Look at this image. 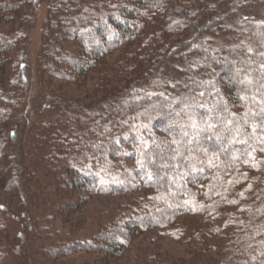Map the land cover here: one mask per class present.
<instances>
[{"label": "trees", "instance_id": "obj_1", "mask_svg": "<svg viewBox=\"0 0 264 264\" xmlns=\"http://www.w3.org/2000/svg\"><path fill=\"white\" fill-rule=\"evenodd\" d=\"M263 12L264 0H0V184L18 197L0 205V264H118L133 250L153 264L167 240L189 251L178 264H264V144L230 143L218 125L247 111L237 69L264 62ZM90 79L104 95L89 106L54 93ZM221 101L228 113L207 111ZM186 113L197 127L181 136ZM97 197L121 203L92 231L68 229Z\"/></svg>", "mask_w": 264, "mask_h": 264}, {"label": "rangeland", "instance_id": "obj_2", "mask_svg": "<svg viewBox=\"0 0 264 264\" xmlns=\"http://www.w3.org/2000/svg\"><path fill=\"white\" fill-rule=\"evenodd\" d=\"M264 13V12H263ZM259 13L258 15H254L253 21L254 22H263L264 21V14ZM47 14V8L44 4H41L38 7V15H37V21L34 26V29L31 32L30 40L31 45L29 48L28 56L30 61V67H29V88H30V101L33 100L34 96L39 93L40 85H39V78H38V68H37V56L38 53L41 50L42 45V37H43V19L45 18ZM230 43V40L226 41L224 44V48ZM234 48L236 46H233ZM90 78H94V75H91ZM97 80V75H96ZM96 81H92L91 79L87 80V82L84 85H71V86H63V88L59 92H54L59 97H62L67 100H72L78 102V104H83L85 106H89L91 104H94L95 101L94 98H99L101 95L104 94H97L95 96H92L91 93H93L94 89H96ZM148 90V88L146 89ZM91 95V96H90ZM3 185L0 184V205L3 204L9 209L14 207L17 202V194L13 192H8L6 188L3 189ZM10 203V204H9ZM120 199H111L108 197H97L93 200H89L88 203L83 207L81 211L76 213L75 215L71 216L69 219L70 221H81L79 225H72L71 223L68 226V229L73 231L77 230V233H87L89 231H92L91 228L95 227L96 225L104 222L106 217H110V215H113V213L119 208L120 206ZM13 205V206H12ZM65 218L60 219L61 221H64ZM62 223V222H61ZM57 222L58 229H61L63 224ZM80 226V227H79ZM79 227V229H78ZM66 231L64 234H62L61 242L64 241V238L67 239V235H69L70 232ZM137 249V248H136ZM189 251L186 246L173 242L171 240L164 241L160 249L158 251V263L154 262L153 264H178L177 261H184L189 260ZM136 256V250H133L131 253H129L128 256L123 258L118 264H135L134 257ZM89 258V255L86 254H79L76 256H70V257H64L61 258L55 262H52L51 264H78L81 263L83 260ZM15 259V257L13 258ZM17 260V259H16ZM45 261V260H44ZM174 261V262H173ZM14 264H18L14 261Z\"/></svg>", "mask_w": 264, "mask_h": 264}, {"label": "snow or ice", "instance_id": "obj_3", "mask_svg": "<svg viewBox=\"0 0 264 264\" xmlns=\"http://www.w3.org/2000/svg\"><path fill=\"white\" fill-rule=\"evenodd\" d=\"M247 51L248 53L253 52L251 48H248ZM256 55L264 57V52H257ZM248 59L249 58L246 56L241 63L247 64ZM252 71H258L259 76L250 78ZM237 73H243V77L238 79V83L243 86L241 91H243L245 95L240 96L239 99L244 101V106L247 108V111L244 116L239 119L232 114L220 115L218 125L223 128L226 133L225 138L228 139L230 143L246 144L252 149V151H255V147L249 139H246V137H249L250 135L256 136L258 142L264 144V62L259 65L258 69H250L248 67L238 68ZM214 86L215 85H213V87ZM204 94L205 93L203 92L199 93L200 96H203ZM207 111L214 114L228 113V106L221 101L220 103L213 105V107L208 108ZM186 115L189 116L191 122L183 125L180 133L181 136L188 135L186 131L188 127H197L196 121L191 119L193 113H186ZM177 124H179V122H177ZM208 127L215 128L217 125L209 124ZM248 127H251V134L246 131ZM172 143H176V141H173ZM157 147L159 146L157 145ZM245 153L248 155L251 154L247 152V149H245ZM138 163L141 167L144 166L142 161H138Z\"/></svg>", "mask_w": 264, "mask_h": 264}]
</instances>
